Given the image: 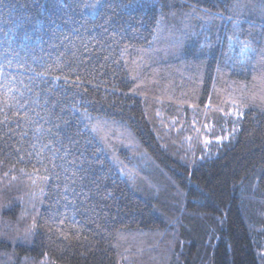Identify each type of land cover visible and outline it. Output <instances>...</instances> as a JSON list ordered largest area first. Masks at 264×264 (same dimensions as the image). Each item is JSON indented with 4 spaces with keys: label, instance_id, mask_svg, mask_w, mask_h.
Here are the masks:
<instances>
[{
    "label": "trees",
    "instance_id": "trees-1",
    "mask_svg": "<svg viewBox=\"0 0 264 264\" xmlns=\"http://www.w3.org/2000/svg\"><path fill=\"white\" fill-rule=\"evenodd\" d=\"M0 264H264V0H0Z\"/></svg>",
    "mask_w": 264,
    "mask_h": 264
}]
</instances>
